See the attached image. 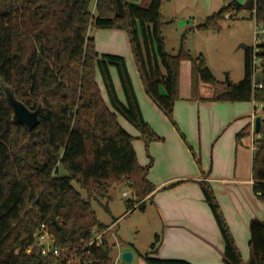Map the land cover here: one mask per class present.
<instances>
[{
    "label": "trees",
    "instance_id": "16d2710c",
    "mask_svg": "<svg viewBox=\"0 0 264 264\" xmlns=\"http://www.w3.org/2000/svg\"><path fill=\"white\" fill-rule=\"evenodd\" d=\"M162 5L163 0H11L0 12V264H113L110 234L101 246L86 247L94 231L108 229L92 201L128 184L143 207L156 189L148 178L150 166L140 165L135 138L119 117L139 131L147 151L162 138L143 117L126 60L101 55L93 30L117 29L129 35L147 95L175 127L184 61L192 64L193 98L206 85L215 91L216 101L264 106V75L263 87L253 88L252 48L246 49L243 80L223 84L203 56L194 58L185 49V37L177 54L167 52L163 30L172 21L164 18ZM241 11H250L252 19L264 25V0H246L244 5L233 1L193 30L220 32V22ZM111 68L118 72L126 103L118 96ZM3 86L30 110L42 107L35 129L14 122ZM61 168L67 176H59ZM253 176L254 190L264 201V134L254 155ZM74 182L87 192V199ZM200 187L225 243V264H264V221L251 222L250 260L245 263L211 185L202 181ZM127 206L132 210L134 201ZM42 225L53 236L62 262L27 254ZM160 241L157 235L151 250L142 255L145 264H191L154 257Z\"/></svg>",
    "mask_w": 264,
    "mask_h": 264
},
{
    "label": "crops",
    "instance_id": "0c3cea01",
    "mask_svg": "<svg viewBox=\"0 0 264 264\" xmlns=\"http://www.w3.org/2000/svg\"><path fill=\"white\" fill-rule=\"evenodd\" d=\"M221 1L209 0V4L213 8L218 3L219 11L234 0ZM92 36L101 55H118L126 60L143 117L162 138L151 143L147 151L139 131L119 117L124 129L135 138L140 165L150 166L148 178L156 188L144 201L156 210L162 223L161 241L154 257L191 264H225V243L200 187L204 181L214 191L244 262H249L251 222L264 221V201L254 190L255 154L250 148L252 125L264 106L216 101L206 85L201 87L200 96L193 98L192 64L184 61L180 99L174 108L175 127L147 95L129 35L117 29H95ZM111 74L120 100L126 103L117 70L111 68ZM98 82L103 84L100 75ZM102 93L107 100L103 88ZM124 251H132L135 261L136 253L131 248L121 251L118 259H122Z\"/></svg>",
    "mask_w": 264,
    "mask_h": 264
},
{
    "label": "rangeland",
    "instance_id": "374dc122",
    "mask_svg": "<svg viewBox=\"0 0 264 264\" xmlns=\"http://www.w3.org/2000/svg\"><path fill=\"white\" fill-rule=\"evenodd\" d=\"M11 0H0V12L8 9ZM222 2L221 0H218ZM229 1V0H228ZM137 3V0H133ZM209 4V0H164L163 16L166 21L172 23L163 30V37L166 41L168 53L177 54L181 41L185 37V49L194 57L203 56L213 76L223 84H238L245 75L246 49L255 46L254 32L257 24L252 19L250 11H241L233 18L220 22L221 31H194L196 25L204 23L205 18L214 15L219 4ZM186 31V32H185ZM259 77H263V71L259 68ZM104 89L103 84L100 82ZM209 93L215 91L210 88ZM262 120L264 130V110H260L256 117ZM255 124V122H254ZM253 128V125H252ZM60 177L67 176L66 171L61 168ZM75 189L87 199L88 194L81 189L77 183H73ZM131 188L115 186L109 196L100 201H92V207L96 212L99 221L111 227L110 244L114 246L112 252L113 264H143L141 255L151 250L156 243V236L161 237L162 223L154 208L150 204L137 206L134 201V208L128 209L127 202L133 201ZM127 192L128 197L123 193ZM108 207L109 210L106 209ZM159 246V245H158ZM135 250V261L125 263L118 259V254L126 249Z\"/></svg>",
    "mask_w": 264,
    "mask_h": 264
},
{
    "label": "built area",
    "instance_id": "2783aa9c",
    "mask_svg": "<svg viewBox=\"0 0 264 264\" xmlns=\"http://www.w3.org/2000/svg\"><path fill=\"white\" fill-rule=\"evenodd\" d=\"M231 16L227 15L226 18L229 19ZM257 24V23H256ZM255 46L252 47V71H253V88L261 89L263 87V77H259L257 72L259 68L263 71L264 75V25H258L254 32ZM257 79L259 80L257 82ZM264 130L262 127V132L260 134L256 133L255 124H253L250 148L255 154L258 150V142L262 139ZM133 194L134 200L136 201V195L134 191H130ZM128 193L124 192L123 196L128 197ZM140 205L137 203V206ZM136 206V205H134ZM111 227H108L103 232L94 231L91 241L86 244V247L91 246H101L103 244V238L107 234L111 233ZM29 255H42V256H52L57 258L59 261H63L59 250L55 247V242L53 236L50 234L46 225H42L40 230L36 234L35 244L28 247L26 250ZM72 260L67 261V264H71ZM117 264V263H115Z\"/></svg>",
    "mask_w": 264,
    "mask_h": 264
},
{
    "label": "water",
    "instance_id": "95a60500",
    "mask_svg": "<svg viewBox=\"0 0 264 264\" xmlns=\"http://www.w3.org/2000/svg\"><path fill=\"white\" fill-rule=\"evenodd\" d=\"M240 5H244L246 0H234ZM247 49V47H245ZM259 80L257 79V82ZM231 83L228 84L230 86ZM4 88L8 102L13 109L14 113V122L18 125L25 126L29 130L35 129L39 122L42 114V107H39L36 110H30L23 102L19 101L14 93L9 88ZM255 130L256 133L260 134L262 132V120L257 118L255 120ZM121 258L125 263H133L134 253L132 251H124L121 254Z\"/></svg>",
    "mask_w": 264,
    "mask_h": 264
}]
</instances>
